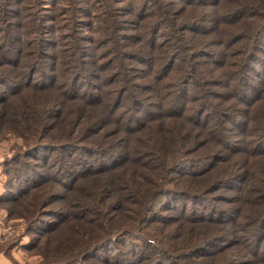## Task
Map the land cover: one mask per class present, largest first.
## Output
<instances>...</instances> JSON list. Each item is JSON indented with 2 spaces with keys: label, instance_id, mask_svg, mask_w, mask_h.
I'll use <instances>...</instances> for the list:
<instances>
[{
  "label": "trees",
  "instance_id": "obj_1",
  "mask_svg": "<svg viewBox=\"0 0 264 264\" xmlns=\"http://www.w3.org/2000/svg\"><path fill=\"white\" fill-rule=\"evenodd\" d=\"M45 1L0 0V132L28 171L8 212L39 224L31 244L264 264V0H66L57 48Z\"/></svg>",
  "mask_w": 264,
  "mask_h": 264
},
{
  "label": "rangeland",
  "instance_id": "obj_2",
  "mask_svg": "<svg viewBox=\"0 0 264 264\" xmlns=\"http://www.w3.org/2000/svg\"><path fill=\"white\" fill-rule=\"evenodd\" d=\"M45 4L46 7L44 8V10H48V14L50 16H55V20L53 22L50 21V23L48 24H50L53 28V31L50 30V36L52 37V46H56V43L62 42L63 40V37H60V33H58V29L55 30V28L59 25H63V23L65 24V22L63 21L64 17L59 16L63 11V5L67 4V1L46 0ZM77 4L81 8L88 9L91 14L92 9L89 8V6H87L84 2H77ZM92 21V17H82V31L84 32L83 35L87 36L91 34L90 36H93L90 28V23ZM76 26L77 24L75 26L73 25L72 27ZM64 30L65 29H63L62 32H65ZM55 48H57V46ZM19 150H25V143L21 136H17L14 133L5 130L3 133L0 132V251H3L7 255H10V252H13V257L8 256L10 257V262L13 264H55L49 262L47 263V260H49V258L51 257L53 258V256H44V252H42L38 245L36 246V244H31L36 234L33 231L34 229L28 231L27 227H39V224L33 223V225L31 226L21 215L23 213L19 212L17 209H14L12 213L8 212V208H10L9 205H11L9 199L13 196L18 197L21 192L28 186V181L25 177L28 171L24 167H22L23 170L21 173L20 171H18L17 173H14L15 175H12V169L14 167H18V163H16L15 161H11V158L13 154ZM38 154L45 155L47 153L39 152ZM30 162H34V160H30ZM35 162H37L36 164L38 166L41 164L39 160H36ZM37 170L40 171L43 169L41 167H37ZM11 175L14 177H10ZM170 213H173V211L168 210L165 214ZM130 242L137 245L141 244L137 240H130L129 243ZM113 249L114 247L112 246L106 247L102 251H99L98 255L108 256L112 254Z\"/></svg>",
  "mask_w": 264,
  "mask_h": 264
},
{
  "label": "crops",
  "instance_id": "obj_3",
  "mask_svg": "<svg viewBox=\"0 0 264 264\" xmlns=\"http://www.w3.org/2000/svg\"><path fill=\"white\" fill-rule=\"evenodd\" d=\"M14 256L13 252H10V255L5 254L3 251H0V264H13L10 262V257Z\"/></svg>",
  "mask_w": 264,
  "mask_h": 264
}]
</instances>
